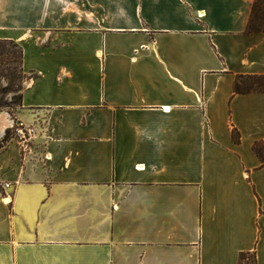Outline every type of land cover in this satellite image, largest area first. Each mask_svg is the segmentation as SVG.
<instances>
[{"label":"crops","instance_id":"1","mask_svg":"<svg viewBox=\"0 0 264 264\" xmlns=\"http://www.w3.org/2000/svg\"><path fill=\"white\" fill-rule=\"evenodd\" d=\"M253 2L0 0L30 76L0 139L35 129L0 149V264H264Z\"/></svg>","mask_w":264,"mask_h":264},{"label":"trees","instance_id":"2","mask_svg":"<svg viewBox=\"0 0 264 264\" xmlns=\"http://www.w3.org/2000/svg\"><path fill=\"white\" fill-rule=\"evenodd\" d=\"M247 29L248 32L264 33V0H254ZM0 74L8 80L23 75L22 48L13 40L0 39ZM233 93H264V74L237 75L233 83ZM20 101L21 94L18 106ZM15 126L6 129L4 136L0 139V149L5 147L10 138L13 137ZM232 136L236 143L240 141V135L235 129L232 130ZM252 149L264 163V142L254 143ZM238 264H256L255 254L250 252L240 253Z\"/></svg>","mask_w":264,"mask_h":264},{"label":"rangeland","instance_id":"3","mask_svg":"<svg viewBox=\"0 0 264 264\" xmlns=\"http://www.w3.org/2000/svg\"><path fill=\"white\" fill-rule=\"evenodd\" d=\"M29 75L23 73L22 76L13 80H8L0 74V109L12 111L19 104V96ZM13 137H17L13 131Z\"/></svg>","mask_w":264,"mask_h":264},{"label":"built area","instance_id":"4","mask_svg":"<svg viewBox=\"0 0 264 264\" xmlns=\"http://www.w3.org/2000/svg\"><path fill=\"white\" fill-rule=\"evenodd\" d=\"M15 135L20 139L21 147L23 150L28 149V144L35 135V129L33 127H24L16 125L14 128ZM8 183H4V187H8Z\"/></svg>","mask_w":264,"mask_h":264}]
</instances>
